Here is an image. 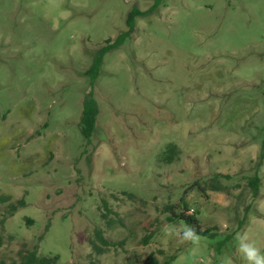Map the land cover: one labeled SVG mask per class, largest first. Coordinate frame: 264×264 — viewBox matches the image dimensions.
<instances>
[{
	"label": "rangeland",
	"instance_id": "obj_1",
	"mask_svg": "<svg viewBox=\"0 0 264 264\" xmlns=\"http://www.w3.org/2000/svg\"><path fill=\"white\" fill-rule=\"evenodd\" d=\"M155 2L0 0V261L36 246L56 264H247L237 233L264 253V0H160L91 85L96 52ZM168 206L215 234L166 237L188 225ZM96 229L117 243L103 254Z\"/></svg>",
	"mask_w": 264,
	"mask_h": 264
},
{
	"label": "trees",
	"instance_id": "obj_2",
	"mask_svg": "<svg viewBox=\"0 0 264 264\" xmlns=\"http://www.w3.org/2000/svg\"><path fill=\"white\" fill-rule=\"evenodd\" d=\"M160 0H156L154 3V6H152L149 10L145 12H141L136 8H133L130 10L126 17V26L127 30L120 33L113 42L108 47H103L101 50L96 52V54L93 56L92 64L90 67L84 72V74L90 79V84L92 85L94 80L96 79L100 65L103 59L104 54L115 47H118L121 45L126 38H128L133 31L134 28V18L140 15H146L147 13L153 11L154 7H156L157 2ZM109 42V41H107ZM98 115V106L95 101V99L92 96V93H89L85 96L83 103H82V111H81V117L79 122L80 127V133L84 140H88L90 136L92 135L94 128H95V122L96 117ZM264 148V144H263ZM262 157H264V150ZM217 176H214L210 179V189L214 191L222 190L218 184V181L216 180ZM249 186L252 189V193L254 196L258 193V184H259V177L257 175L253 176L248 181ZM182 202V200H181ZM18 204L20 206L23 205L22 201H18ZM182 205L185 206V203L182 202ZM173 207L168 206L166 207L167 212L171 215L168 217L169 221H172L173 218H176L177 220H181L184 223L188 224L192 228L195 229V232L200 236H213L215 233V228H207L202 229L201 226L198 224L197 219L193 215L184 214L182 212L175 214L173 212ZM9 214L12 215L17 210V205L10 204L9 205ZM106 215H103V218L105 219ZM150 239V235H147L143 238L142 243L147 244L148 240ZM89 244L92 248V250L96 254H103L105 253L111 246L117 244L112 240H109L103 236V232L100 229L94 230L93 238L89 240ZM119 244H122L120 241ZM174 256H170L166 261L163 262V264H169L170 260H172ZM58 260L57 256H40L37 252V247L34 246L32 249L27 248L26 246H23L18 251V260L11 261V262H4L0 261V264H56ZM146 264H159L157 258L154 256V253H150L147 256V263Z\"/></svg>",
	"mask_w": 264,
	"mask_h": 264
},
{
	"label": "clouds",
	"instance_id": "obj_3",
	"mask_svg": "<svg viewBox=\"0 0 264 264\" xmlns=\"http://www.w3.org/2000/svg\"><path fill=\"white\" fill-rule=\"evenodd\" d=\"M166 237H176L181 243L191 242L198 244L200 237L195 229L189 225H185L182 230L175 228L165 229ZM235 239L238 243V251L242 254L247 264H264V253L256 246L255 242H249L246 234L237 233Z\"/></svg>",
	"mask_w": 264,
	"mask_h": 264
}]
</instances>
